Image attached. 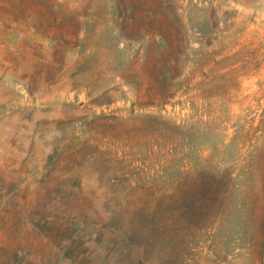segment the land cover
<instances>
[{"label": "rangeland", "instance_id": "rangeland-1", "mask_svg": "<svg viewBox=\"0 0 264 264\" xmlns=\"http://www.w3.org/2000/svg\"><path fill=\"white\" fill-rule=\"evenodd\" d=\"M0 264H264V0H0Z\"/></svg>", "mask_w": 264, "mask_h": 264}]
</instances>
